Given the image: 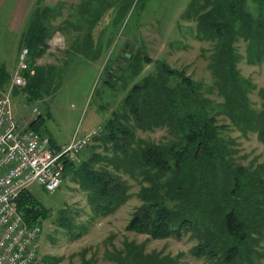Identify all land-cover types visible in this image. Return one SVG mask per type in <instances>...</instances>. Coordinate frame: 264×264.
Instances as JSON below:
<instances>
[{
	"label": "rangeland",
	"instance_id": "1",
	"mask_svg": "<svg viewBox=\"0 0 264 264\" xmlns=\"http://www.w3.org/2000/svg\"><path fill=\"white\" fill-rule=\"evenodd\" d=\"M33 1H0V68L10 75L4 89L10 91L21 127L26 125V119L30 122L38 119L34 128L53 137L58 145L70 142L76 133L82 135L103 127L112 112L121 107L134 84L157 70L159 61L201 83L204 96L215 108L221 107L224 99L219 90L210 88L214 84L210 63L218 51L217 39L200 30L196 19L190 17L193 0H73L52 6L48 20L53 32L48 40L49 49L32 62L33 69H42L41 94H35L31 85L14 87L12 76L19 53L27 45L23 37L18 43V28L25 7ZM51 5L44 3L43 7ZM246 8L254 16L259 11L252 0H247ZM87 31H91V43ZM92 42L96 49L101 47L97 60L85 57L76 49L83 46L95 52L90 49ZM126 42L135 44L130 57L129 48L124 51ZM263 42L260 53L249 57L255 49L251 40L236 36L231 41L239 75L252 84L251 88L247 86V93L248 104L254 110L261 109L264 103ZM136 53L144 68L137 77H132L131 59ZM110 75L114 86L106 83ZM34 108L39 112L34 113ZM218 120L219 125L228 126L222 137L227 141L231 138L229 141L238 152L237 163L261 170L264 176V142L258 133H246L233 125L226 114H221ZM137 134L155 143L167 137L165 129ZM94 152L109 154L95 141L85 150L83 159ZM125 177L131 185V197L107 216L96 213L88 192L71 174L64 176L62 186L55 193L47 192L38 183L32 184V194L52 211L42 222L38 259L33 264H139V261L150 262V257H157L163 264H214L207 257L190 253L198 243L190 235L181 239H153L148 234L128 230L132 215L142 206V201L138 197L140 184ZM255 199L261 206V221L250 224L249 238L239 244L243 259L235 264H264V193Z\"/></svg>",
	"mask_w": 264,
	"mask_h": 264
},
{
	"label": "trees",
	"instance_id": "2",
	"mask_svg": "<svg viewBox=\"0 0 264 264\" xmlns=\"http://www.w3.org/2000/svg\"><path fill=\"white\" fill-rule=\"evenodd\" d=\"M252 1L259 8L255 16L247 10V0H193L190 5V17L196 19L198 28L217 39L218 51L210 63L214 82L210 88L218 89L224 99L219 109L204 96L201 83L159 61L157 70L134 84L93 141L109 154L94 152L83 159L82 153L79 162H66L64 173L71 174L88 192L96 213L106 216L131 197V185L125 176L134 179L141 186L138 197L142 206L132 215L127 229L153 239L190 235L198 241L190 253L207 257L214 264L242 260L239 244L249 238L250 224L261 221V206L255 197L264 193V176L261 170L237 163L238 152L231 138L227 141L222 137L228 126L219 125L218 120L226 114L233 125L246 133L255 131L264 142V103L261 109L249 106L247 86L251 88L252 84L239 75L231 45L233 38L244 36L255 48L249 57L261 51L264 0ZM52 10L48 6L37 8L22 35L27 44L24 46L30 50V71L35 70L33 74L27 72L26 87L31 85L37 95L41 94L43 75L42 69H33L32 62L49 49ZM87 37L91 43V31H87ZM76 49L92 60L101 53V47L96 49L93 42L90 49L95 52L83 46ZM140 58L136 53L131 59L132 77L144 68ZM9 78L8 71L1 67L3 88ZM37 121L29 125L35 131L39 130L34 128ZM156 129L167 131L160 143L137 134ZM15 208L27 225H42L52 215L30 189L19 194ZM139 264L163 261L150 257V262Z\"/></svg>",
	"mask_w": 264,
	"mask_h": 264
},
{
	"label": "built area",
	"instance_id": "3",
	"mask_svg": "<svg viewBox=\"0 0 264 264\" xmlns=\"http://www.w3.org/2000/svg\"><path fill=\"white\" fill-rule=\"evenodd\" d=\"M30 50L22 47L12 83L26 87ZM38 108H34L37 113ZM21 127L14 112L10 91L0 84V264H33L38 259L41 224L27 225L15 208L19 194L34 183L55 193L64 182L66 162H79L80 155L102 132L95 128L70 142L57 145L43 132Z\"/></svg>",
	"mask_w": 264,
	"mask_h": 264
},
{
	"label": "crops",
	"instance_id": "4",
	"mask_svg": "<svg viewBox=\"0 0 264 264\" xmlns=\"http://www.w3.org/2000/svg\"><path fill=\"white\" fill-rule=\"evenodd\" d=\"M1 1V0H0ZM67 2L73 3V0H34L33 3L30 6L25 7L24 16L22 17V25L18 28L20 31V38H19V44L21 41L22 33L25 28H27L28 24L30 23L33 14L39 7H43L44 3L52 4L49 7L52 6H59V5H65ZM40 131V130H39ZM51 138V137H50ZM51 140L54 142V144H57L55 139L52 137ZM65 144V143H63ZM58 145V144H57Z\"/></svg>",
	"mask_w": 264,
	"mask_h": 264
},
{
	"label": "water",
	"instance_id": "5",
	"mask_svg": "<svg viewBox=\"0 0 264 264\" xmlns=\"http://www.w3.org/2000/svg\"><path fill=\"white\" fill-rule=\"evenodd\" d=\"M127 48H129V52H128V57H130L131 56V53L133 52V50H134V48H135V44H133V43H130V42H126V44H125V49H124V51L127 49ZM112 75H110L109 76V78L106 80V83H110V80L112 79ZM113 86L115 85V83H111Z\"/></svg>",
	"mask_w": 264,
	"mask_h": 264
},
{
	"label": "flooded vegetation",
	"instance_id": "6",
	"mask_svg": "<svg viewBox=\"0 0 264 264\" xmlns=\"http://www.w3.org/2000/svg\"><path fill=\"white\" fill-rule=\"evenodd\" d=\"M112 79H113V78H112ZM112 79H111L110 81H113ZM114 80H115V79H114Z\"/></svg>",
	"mask_w": 264,
	"mask_h": 264
}]
</instances>
